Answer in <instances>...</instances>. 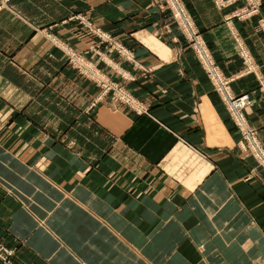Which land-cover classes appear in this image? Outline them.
<instances>
[{
  "label": "crops",
  "instance_id": "crops-1",
  "mask_svg": "<svg viewBox=\"0 0 264 264\" xmlns=\"http://www.w3.org/2000/svg\"><path fill=\"white\" fill-rule=\"evenodd\" d=\"M183 1L226 74L242 68L232 31L253 52L259 76L233 89L251 95L245 113L264 147V0L258 15L228 21L242 1ZM67 48L129 68L147 113L98 99ZM240 138L160 0L0 10V240L13 264H264V169Z\"/></svg>",
  "mask_w": 264,
  "mask_h": 264
},
{
  "label": "rangeland",
  "instance_id": "rangeland-1",
  "mask_svg": "<svg viewBox=\"0 0 264 264\" xmlns=\"http://www.w3.org/2000/svg\"><path fill=\"white\" fill-rule=\"evenodd\" d=\"M12 1L13 0H10L7 4H3V5L0 4V10H2L5 6H7ZM178 1H179V5L182 7V9L185 10V15L187 14V16L189 17L192 29L189 28V24L184 23L183 21H180L176 17L177 13L175 12L173 7L168 2H166L165 0H160V3H162L168 9L171 19L173 20V22H175V24H177V26L180 28L182 34L185 35L186 40L189 42V45H191V47L195 51L201 65L203 66L204 70L206 71L208 78L212 82V85L214 87L215 92L219 95L220 99L222 100V102L226 106L228 113H229V115L233 121V124L235 125V127L237 128V130L240 132V134L242 136V132H241L239 126L237 125V123L235 122V120L232 118L226 102L222 99V96L217 91L216 86L213 83V79L211 78L206 67H204L205 65H204V63H202V61L199 57V54L196 50L195 45H198L200 43H202L204 45V47L207 49V52H208L212 62L214 63V65L219 69L220 73L225 76V79L229 80L231 82V89H232L233 95L236 98H240L244 95H248V97H249L248 106L252 102L251 95L247 92L242 93V94H236L234 92V89H233V83L236 82L237 80L241 79L244 76L251 75V74H248V72H247V71H251V70H249V68H250L249 63L250 62H252L256 67H258L260 65L257 62V60H256L253 52L251 51L250 47L246 45L245 41L240 36V34L234 30V31H232V33H233L234 39L236 41V44L238 46V55L242 60V68L237 73H234L231 75L226 74L220 68V66L217 64L212 52L210 51L209 47L207 46L206 41L203 39L202 34L199 32L197 26L194 24V21L191 17V14H190L186 4L184 3L183 0H178ZM217 1L218 0H215L216 4H217ZM223 1H224L223 5L219 6V7H223V6L228 5V3L231 0H229V1L223 0ZM240 1H242L243 4L240 7H238L237 9H235L234 12H232V14L228 16L227 21L231 20L233 18L246 19V18H250V17H253V16L259 14L261 7H260L259 12H257L256 14H253V15H249V12L251 10L247 9L248 1L247 0H240ZM261 1L263 4V0H261ZM262 4H261V6H262ZM79 17H80L79 18L80 21H82L88 27L90 32H94L100 38L101 37L104 38L103 40L106 41L107 44L109 43L110 47H112V48H113V46L116 47L115 49L117 50L118 56L122 60H124L126 63L130 64L131 66L138 65L133 52H130L131 50H129L128 48H124V46H123V48H121L119 46H115L113 44H110V42H111L109 40L110 35L107 32L105 33L104 31L95 28L92 25V21L90 19L86 18V20H84L83 17H81V16H79ZM238 40L242 41V44L245 48L249 47L248 48L249 49L248 54H249L250 62H248L246 60V57L244 56V53H243L244 48H242V46L240 47L241 44H239ZM67 51L68 52H66V55H67L68 64L71 67H73L74 69H76L80 76L88 79L91 83H93L94 85H96L100 88V94L98 96V99H99V97L102 98L103 96L111 95V98L114 101L120 100L121 103L125 104L129 108H133L138 114L147 113V107L145 106V104L142 101L138 100V98H135L132 95V93L130 92V89H129L130 87L127 85L128 82L135 80V77L133 76V74L130 73L131 71L129 68H127V67L123 68L122 66L119 65L118 62L113 61L112 59H110V57H108L106 55L101 57V62L104 64V67H103V66H101V63L96 62V61L92 60L91 58H89L87 56L86 52L85 53L78 52L75 49H71V48H67ZM256 75L259 76V73L254 74L255 77H257ZM261 88H262V86H261ZM246 117H247V115H246ZM248 122H249V120H248ZM249 124H250V122H249ZM250 126H251V124H250ZM255 131L258 134L257 130H255ZM240 139L237 143L239 146H240V143H239ZM244 152H246V151H244ZM262 168L264 169L263 166H262ZM14 253H15V250L8 248V246H6V244L0 240V259L3 261V263L13 264L11 257L14 255Z\"/></svg>",
  "mask_w": 264,
  "mask_h": 264
},
{
  "label": "built area",
  "instance_id": "built-area-1",
  "mask_svg": "<svg viewBox=\"0 0 264 264\" xmlns=\"http://www.w3.org/2000/svg\"><path fill=\"white\" fill-rule=\"evenodd\" d=\"M9 1L10 0H0V4L1 5L7 4ZM165 1L168 2L173 7L175 12L177 13L176 17L180 21L189 24V28L192 29L189 17L187 16V14L185 15V10H183L182 7L179 5V1L178 0H165ZM247 1H248L247 9L251 10L249 12V15H253L259 12L262 4L261 0H247ZM223 3H224L223 0L217 1L218 6H222ZM238 41L239 44H241L240 47L242 46V48H244L243 53L244 56L246 57V60L250 62L249 54H248L249 49L243 46L242 41L240 40ZM195 47L202 63H204L205 65L204 67H206L211 78L213 79V83L215 84L217 91L222 96V99L226 102L232 118L235 120V122L237 123V125L239 126L242 132V136L239 142L241 148L250 155H252L257 160V162L264 167V147L260 143L258 134L250 126L245 114V109L249 104L248 95H244L240 98H236L233 95L231 89V82L229 80H226L225 76L222 75L219 69L214 65L204 45L200 43L198 45H195ZM249 67H250L249 70L251 71H247L248 74L259 73L258 67H256L252 62L249 63Z\"/></svg>",
  "mask_w": 264,
  "mask_h": 264
}]
</instances>
